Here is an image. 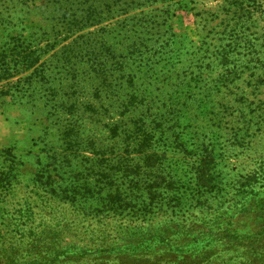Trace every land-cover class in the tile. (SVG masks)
Here are the masks:
<instances>
[{
    "label": "rangeland",
    "instance_id": "obj_1",
    "mask_svg": "<svg viewBox=\"0 0 264 264\" xmlns=\"http://www.w3.org/2000/svg\"><path fill=\"white\" fill-rule=\"evenodd\" d=\"M0 77V264H264V0H0Z\"/></svg>",
    "mask_w": 264,
    "mask_h": 264
},
{
    "label": "trees",
    "instance_id": "obj_2",
    "mask_svg": "<svg viewBox=\"0 0 264 264\" xmlns=\"http://www.w3.org/2000/svg\"><path fill=\"white\" fill-rule=\"evenodd\" d=\"M37 62H38V60H32V61H27V63H30V65H28L27 66V69H30V68H33V70H32V73L30 74L31 76L33 75V77H36V76H39V74H40V70H39V68H36L35 66H36V64H37ZM9 72V70H4V72H3V76L4 77H6V78H8V76L10 75V73H8ZM4 77H0V80L1 79H4ZM135 161H138V159H135ZM132 184L134 183L135 184V182H133V181H130ZM149 184V183H148ZM147 184V185H148ZM155 187V185L153 184V185H149V186H147V191H146V189H144L150 196H155V194H156V190L155 189H153ZM5 233V235H8V233L7 232H4ZM0 234H2V232H0ZM13 237L15 238L16 237V235H13ZM15 242L17 241L16 240V238H15V240H14ZM11 249L12 250H14V248H12L11 247ZM80 251H82V253L81 254H87V249H82V248H80ZM99 253H104V254H106V252L108 251L107 249H102V250H97ZM90 253V252H89ZM81 256V255H80ZM78 260V259H77ZM14 264H18V263H16V262H14ZM25 264V263H24Z\"/></svg>",
    "mask_w": 264,
    "mask_h": 264
},
{
    "label": "crops",
    "instance_id": "obj_3",
    "mask_svg": "<svg viewBox=\"0 0 264 264\" xmlns=\"http://www.w3.org/2000/svg\"><path fill=\"white\" fill-rule=\"evenodd\" d=\"M8 117L0 112V147L7 146L10 141L17 138L15 131L8 124Z\"/></svg>",
    "mask_w": 264,
    "mask_h": 264
}]
</instances>
